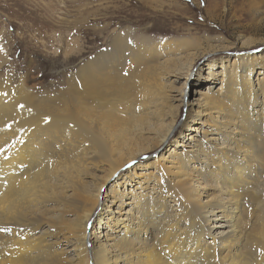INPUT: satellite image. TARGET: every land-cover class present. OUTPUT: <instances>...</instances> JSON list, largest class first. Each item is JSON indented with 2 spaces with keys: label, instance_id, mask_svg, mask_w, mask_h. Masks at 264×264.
<instances>
[{
  "label": "bare ground",
  "instance_id": "6f19581e",
  "mask_svg": "<svg viewBox=\"0 0 264 264\" xmlns=\"http://www.w3.org/2000/svg\"><path fill=\"white\" fill-rule=\"evenodd\" d=\"M131 32L45 102L0 82V264H264V54L211 58L189 101L209 51Z\"/></svg>",
  "mask_w": 264,
  "mask_h": 264
},
{
  "label": "rangeland",
  "instance_id": "374dc122",
  "mask_svg": "<svg viewBox=\"0 0 264 264\" xmlns=\"http://www.w3.org/2000/svg\"><path fill=\"white\" fill-rule=\"evenodd\" d=\"M249 2L0 0V46L4 55L0 58V82L7 84L6 78H9L15 92L21 90L23 84L27 85L25 87L36 99L42 98L45 102V93L66 88L67 77H73L83 62L101 50H111V39L126 27L132 30L128 34L131 40L145 35L162 40L187 37L201 42L197 51L207 49L209 52L198 56L190 79L185 82L183 77L172 78L176 81L174 96L180 99V88L184 86L186 97L192 101L196 87L200 84L204 87L215 80L205 78L211 58L264 54V4L256 2L255 10H260L257 15L249 10ZM246 41L253 42L244 45ZM198 72L202 74L199 78ZM185 112L183 106L181 117ZM202 123H195L199 127L196 131L181 128L179 123L176 125L178 135L182 131L194 136L193 139L184 138L185 134L175 136L184 143L178 147L180 150L187 144L192 147L199 142L205 143L204 133L210 124ZM142 170L143 166L139 173ZM71 250L72 246H68V251Z\"/></svg>",
  "mask_w": 264,
  "mask_h": 264
}]
</instances>
